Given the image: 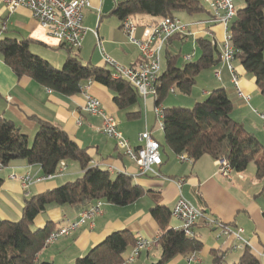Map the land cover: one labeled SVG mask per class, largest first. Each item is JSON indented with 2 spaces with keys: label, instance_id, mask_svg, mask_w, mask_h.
I'll use <instances>...</instances> for the list:
<instances>
[{
  "label": "trees",
  "instance_id": "16d2710c",
  "mask_svg": "<svg viewBox=\"0 0 264 264\" xmlns=\"http://www.w3.org/2000/svg\"><path fill=\"white\" fill-rule=\"evenodd\" d=\"M241 1L242 6L236 8V15L228 27L230 44L236 51L234 60L254 78L264 101V0ZM177 13L197 20L210 16L202 0H119L107 15L115 16L119 22L130 16H145L156 22L166 16L177 17ZM30 42L31 39L0 38V55L17 78L27 76L50 91L67 97L82 93L88 82L99 83L112 93L117 109L127 111V119L140 116L139 111L128 109L137 105L141 96L128 82L112 79L109 69L83 63L77 52L73 53L63 45L57 48L65 49L66 58L62 67L56 69L30 51ZM195 43L200 52L196 60L178 65L179 55L165 54V67L160 72L153 97L154 107H160L162 112L163 144L158 143L160 153L167 149L177 157L183 154L190 164L209 156L216 161L223 160L234 174H242L253 164L254 177L261 184L257 196L263 195L264 146L231 117L237 105L234 90H212L204 100L190 108L162 106L171 90L177 89L189 95L198 75L220 61V50L210 40L198 37ZM17 160L38 165L43 176L53 175L61 161L76 163L82 174L26 199L18 221L0 220V264H38L36 256L44 248L53 227L47 223L38 229L33 226V221L50 206H70L82 211L102 201L126 207L141 199L146 192L129 175L119 173L113 176L108 170L91 167L87 148L78 146L60 126L39 122L29 146L27 135L11 120L0 116V164L5 167ZM1 184L0 178V187ZM152 198L154 203L149 214L158 227L155 247L160 254L158 260L151 264H167L177 256L188 257L200 252L202 242L195 236L186 237L181 231L170 228L171 209L161 204L157 196L152 195ZM262 215L264 217V211ZM135 241L136 236L129 229L112 232L84 256L76 258L73 264H122ZM210 253L212 264H223V252L211 250ZM233 264H258V261L250 249L244 247L238 261Z\"/></svg>",
  "mask_w": 264,
  "mask_h": 264
},
{
  "label": "crops",
  "instance_id": "0c3cea01",
  "mask_svg": "<svg viewBox=\"0 0 264 264\" xmlns=\"http://www.w3.org/2000/svg\"><path fill=\"white\" fill-rule=\"evenodd\" d=\"M4 1L0 0V38L31 39L30 51L50 61L47 56H43L44 54L36 49L39 48L44 51L48 50L47 48L56 49L57 47H53V41L49 39L27 9L17 8L14 12L8 13ZM89 1L90 8L83 10L82 23L84 28L96 30L103 40L106 53L113 60L115 59L117 63L124 66L138 64L141 61V55L135 46L126 43L125 36L119 28L121 22L112 32L106 31L100 25V22L97 24L96 20L94 25L84 23L91 16H95L96 19L97 9L102 7V1L100 0ZM241 6L242 1L240 0L236 4V8ZM182 16L183 23L197 20L196 17ZM136 18L140 27L154 22L153 19L145 16ZM199 20L205 21L208 18L203 17ZM3 25H5L4 30ZM204 27H208L215 36L216 47L220 50L223 41V27L219 24L205 25ZM4 34L8 36H4ZM198 37H205L204 33L198 32L189 37L177 36L168 40L162 52L164 58L174 41L184 44L192 41L193 49L190 55L191 58L188 61L194 60L196 54L194 52L196 50L195 40ZM88 38L89 41L92 39L93 51L97 50L93 33L87 31L82 46L77 52L79 57L83 44L87 42ZM124 45L130 47V49H123L122 46ZM93 51L87 58V62L81 61L94 66L105 67L99 53L97 52V55ZM55 56L58 57L56 53L53 57ZM184 57L182 59L186 61ZM232 66L238 79L239 88L245 95L250 97L248 104L237 97L231 82V73L226 64L221 61L210 68L214 69V77L216 73H219V79L215 77L216 83L210 88L202 89L201 92L195 91L194 85L188 96L194 104L204 100L212 90L218 88L234 90L237 105L233 109L231 117L241 123L248 132L255 135L264 146V129L262 121L257 115L259 110L264 113V101L255 85L254 78L246 73L238 61L234 60ZM86 96L96 98L101 103L104 113L115 118L117 130L125 137L131 148L135 149L140 146L138 135L146 130L158 143H161L151 122V116H154L155 119L152 97L143 100L142 129L133 137L128 127L124 125L125 120L128 121L127 123L131 121L125 116L127 111L117 109L112 100V93L103 85L93 82L80 94L68 97L62 96L37 84L27 76L17 78L12 70L5 65L0 55V116L11 120L21 132L27 135L28 139L35 134L39 122L45 121L60 126L78 146L87 148V153L91 159L89 164L91 167L108 170L113 176L119 173L129 175L135 184L146 191L141 199L126 207H116L103 202L101 206L102 214L94 217L92 227L85 224L66 237L59 238L53 244L44 247L36 256L38 264L42 262L73 264L76 258L84 256L110 233L124 229H129L134 236H141L146 240L151 241L157 238L158 227L149 214V208L154 203L152 195L157 196L160 203L171 210L177 199L182 196L197 209L202 210L208 217L214 218L234 230L241 228L243 230L241 237L248 241V248L256 257L258 264H264V217L262 215L264 211V194L257 196L261 190V184L254 177V168H252V171L234 174L231 179H227L217 173L216 160L209 156H203L198 161L187 164L188 162H180L177 156L164 149L161 152V165L154 167L158 175H140L136 165L117 150L115 141L110 138L105 139L108 137L99 132L101 119L83 113L82 108ZM135 111L140 112L137 109ZM79 119L81 120L80 124H78ZM81 174L82 171L76 163L66 162V168L62 176L38 181L43 177L38 165H30L24 160L10 162L0 170V178L2 179L0 220L18 221L21 218L22 207L26 199L54 189L65 182L72 181ZM26 175L30 176L31 182L25 188L20 179ZM177 178H183L184 180L180 188L172 181V179ZM150 191L155 194H151ZM80 212V209L70 206H50L44 213L39 214L34 219L33 226L41 229L47 223H51L53 230H57L66 227L69 222L75 221ZM178 224V221L171 217L169 227L175 229ZM194 236L202 242L203 247L200 252L194 254L195 260L191 264H212L211 250L224 253L223 264L236 263L242 254L243 249H232L233 246L239 243L236 238L233 236L221 237L219 229H215L213 226H205L204 220H199L195 225ZM157 249L154 246L148 251H142L133 263L136 261L137 264H146L152 253L158 258L160 250L158 253ZM130 252L131 250H129L128 255ZM144 254L145 257H143ZM167 264H187V257L177 256Z\"/></svg>",
  "mask_w": 264,
  "mask_h": 264
},
{
  "label": "built area",
  "instance_id": "2783aa9c",
  "mask_svg": "<svg viewBox=\"0 0 264 264\" xmlns=\"http://www.w3.org/2000/svg\"><path fill=\"white\" fill-rule=\"evenodd\" d=\"M103 2V0H100ZM115 7L119 0H111ZM207 11L210 16L208 20H196L190 23H183L177 17L166 16L156 22L146 24L142 28L137 22L135 16H130L121 21L120 27L122 34L127 38L130 45L135 46L140 55L141 61L134 66H124L113 60L105 51L103 40L99 37L96 30L84 28L83 10L90 8L89 0H5V8L8 13L14 12L17 8L27 9L38 25L45 33L56 39L59 45H63L72 50L78 51L87 31H91L95 37V48L97 49L103 64L110 71L112 79L124 80L134 87L141 98L146 100L148 97H154L156 94V83L161 72V54L167 41L174 36L189 37L198 32L204 33V36L210 40L212 45H216L215 36L205 25L219 24L223 27V41L220 47V61L225 63L231 73V82L235 89L236 95L244 103L248 104L250 97L245 95L238 86V79L232 66L234 61L235 49L230 44L228 27L231 20L236 15V7L233 0H205ZM206 7V6H205ZM101 9L96 11V22H100ZM5 25H3V30ZM191 56L184 57L186 61ZM219 79V73L215 74ZM90 84L87 83L83 91ZM82 91V92H83ZM174 90H171L173 93ZM83 113L99 117L101 119V128L99 132L104 136L115 141L116 148L121 150L137 168L140 175H158L154 167L161 165V153L158 142L146 130L138 135L140 146L133 149L128 145L126 139L117 130V121L112 116L106 115L101 108V103L91 96H86L85 104L82 108ZM256 113V111L254 110ZM154 114L157 126L162 128V112L160 107H154ZM262 120L264 129V114H257ZM81 120H78V124ZM177 159L180 162H188L185 155H179ZM217 173L223 178L231 179L234 173L227 167L223 160H217ZM3 166L0 164V170ZM66 163L61 161L55 173L50 176H43L38 179H53L63 175ZM22 185L26 188L31 178L29 175L20 179ZM175 185L180 188L183 178L172 179ZM103 202L97 201L86 210H82L75 221L69 222L66 227L52 230L44 242L47 247L59 238L66 237L69 233L78 230L81 226L88 224L93 226L95 216L102 214L101 206ZM171 217L178 221L175 230L181 231L186 237L194 236V227L199 220H204L207 227L219 229L220 236H233L239 243L232 249H243L248 247L249 243L241 237L243 230H235L228 225L220 223L218 220L205 217L204 213L197 209L191 202L180 196L171 210ZM157 238L146 240L141 236L136 237L135 245L132 247L130 254L125 258L122 264H132L134 259L142 252L148 251L156 246ZM195 260L194 255L187 257V264Z\"/></svg>",
  "mask_w": 264,
  "mask_h": 264
},
{
  "label": "rangeland",
  "instance_id": "374dc122",
  "mask_svg": "<svg viewBox=\"0 0 264 264\" xmlns=\"http://www.w3.org/2000/svg\"><path fill=\"white\" fill-rule=\"evenodd\" d=\"M239 1L240 0H233L235 7H236V4L239 3ZM202 3L207 8L208 4L205 2V0H202ZM182 15H185V14L184 13H177L176 14V16L179 17L178 19L179 20L181 19V22L184 21ZM95 20H96L95 16H91L90 18L86 19V21H84V23L86 25H94ZM118 23H119L118 19L113 15H107V16L103 15L101 17V20H100V25L103 26L105 28V30L108 32H112L114 29H116V27L118 26ZM4 36H8V35L4 34ZM48 37H49V39H51L53 41V43H54L53 47L56 48L57 46H59V42L56 39H54L50 36H48ZM91 40L92 39H90V41H89V38H88L87 42H85L83 44V48L81 50L82 54L80 53V59L82 58L81 60L83 62H87L86 61L87 58L89 57V55L93 51V42ZM125 40H126V43L129 44L126 37H125ZM192 45H193L192 41H190L187 44L180 43L179 41H174L172 43V46L169 48V52H171V54L179 55L178 60H177L178 65H180L184 62V60L182 58L185 55H189V56L191 55L192 49H193ZM122 48L123 49H125V48L130 49V47H128L126 45L122 46ZM47 49L48 50H46V51L39 49V48H37L36 50L41 52L42 54H44L43 56H45V57L47 56V58H49L48 60H50L48 62L54 68L60 69L62 67V64H63L65 58H66L65 49L64 48H61V49L60 48H56V49L47 48ZM75 52H78V51L73 50V53H75ZM93 52L98 55L97 50H94ZM194 52L196 53L194 60H196L200 55V52H199V49L197 48V46H196V50H194ZM55 53H56V55H58V57H56V56L53 57L55 55ZM59 57H60V63H59ZM61 59H62V61H61ZM45 60L47 61V59H45ZM164 67H165V59H164V54L162 53L161 54V70H163ZM214 83H216L215 77H214V69L209 68V69L203 70L198 75L194 88H195V91L201 92V90L205 89L206 87H209V88L212 87ZM143 103H144L143 98L140 97L138 99L137 105H134L128 109V111H135L137 109V110H140V112H141L140 117H138L136 119H132L131 121H129L130 123H127L128 121L125 120V123H124V125H126L128 127V130H129L130 134H132L133 137H135L137 135V133L142 129L141 124H142L143 115H144V109H143L144 104ZM162 106L163 107L181 106V107H185V108H190L193 106V104H192L191 98L188 95H184V94L180 93L179 90L175 89L174 94L173 93L168 94V96L163 101ZM257 110H259V109H257ZM258 112L261 113L260 110ZM151 117H152L151 122H152V126L154 128V131L156 134L158 133V139H159V141H161V144H163L162 130L157 126V123H156V120L154 119V116H151ZM263 136H264V133H263ZM33 138H34V135L28 139L29 146L31 145ZM105 139H109V138H105ZM118 151L123 154V152L121 150H118ZM177 163L179 164L178 161H177ZM187 164H189V163H187ZM187 164H185V165H187ZM253 167H254L253 164H250L248 169L245 172L252 171ZM157 252L159 253V249H157ZM128 253H129V251L125 254V256L128 255ZM154 253H155V249H154ZM143 257H145V254ZM157 260H158V258L155 257V254L153 255V253H152V255L150 256V258L146 264L154 263ZM132 264H137V262L135 261Z\"/></svg>",
  "mask_w": 264,
  "mask_h": 264
},
{
  "label": "water",
  "instance_id": "95a60500",
  "mask_svg": "<svg viewBox=\"0 0 264 264\" xmlns=\"http://www.w3.org/2000/svg\"><path fill=\"white\" fill-rule=\"evenodd\" d=\"M113 9H114V5L111 0H103L101 7V13L103 15L109 14Z\"/></svg>",
  "mask_w": 264,
  "mask_h": 264
}]
</instances>
